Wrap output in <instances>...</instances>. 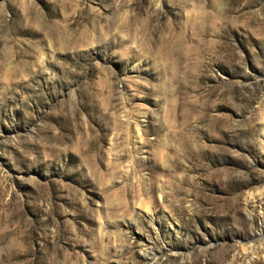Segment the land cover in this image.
<instances>
[{
    "label": "rangeland",
    "instance_id": "1",
    "mask_svg": "<svg viewBox=\"0 0 264 264\" xmlns=\"http://www.w3.org/2000/svg\"><path fill=\"white\" fill-rule=\"evenodd\" d=\"M0 264H264V0H0Z\"/></svg>",
    "mask_w": 264,
    "mask_h": 264
},
{
    "label": "bare ground",
    "instance_id": "2",
    "mask_svg": "<svg viewBox=\"0 0 264 264\" xmlns=\"http://www.w3.org/2000/svg\"><path fill=\"white\" fill-rule=\"evenodd\" d=\"M147 238L146 239H143L142 242L144 243L145 246H148L149 243H150V240L148 238V236H146Z\"/></svg>",
    "mask_w": 264,
    "mask_h": 264
}]
</instances>
